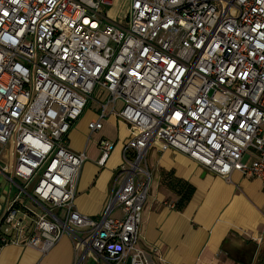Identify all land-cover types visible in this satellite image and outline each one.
Masks as SVG:
<instances>
[{
    "label": "built area",
    "instance_id": "obj_1",
    "mask_svg": "<svg viewBox=\"0 0 264 264\" xmlns=\"http://www.w3.org/2000/svg\"><path fill=\"white\" fill-rule=\"evenodd\" d=\"M130 1L118 22L104 13L114 0H0L1 171L30 181L42 169L23 187L42 211L13 201L2 243L46 254L69 235L82 259L158 264L141 240L153 145L264 188V0ZM96 87L108 96L90 133L110 115L130 129L98 218L77 209L88 157L69 142ZM115 146L100 140V164Z\"/></svg>",
    "mask_w": 264,
    "mask_h": 264
},
{
    "label": "crops",
    "instance_id": "obj_2",
    "mask_svg": "<svg viewBox=\"0 0 264 264\" xmlns=\"http://www.w3.org/2000/svg\"><path fill=\"white\" fill-rule=\"evenodd\" d=\"M107 96L105 92L100 101L93 98L95 106L85 108L69 134L71 148L85 151L88 157L78 182L76 206L94 218L105 209L123 163V144L130 137L128 125L116 115L106 117L103 128L90 133L88 123L98 117ZM103 138L116 146L100 164ZM3 161L0 158V234L2 219L13 201L42 211L23 192L25 185L19 178L1 171ZM145 161L157 172L143 212L141 240L161 259L158 264H264V188L259 180L239 171L232 173L230 181L225 180L188 155L174 149L162 151L156 145L148 149ZM189 186L194 192L179 210L181 193ZM115 213L120 215L118 210ZM235 243L241 246H233ZM76 244L66 235L43 254L23 243L0 241V264H98L91 254L82 259L84 250Z\"/></svg>",
    "mask_w": 264,
    "mask_h": 264
},
{
    "label": "rangeland",
    "instance_id": "obj_3",
    "mask_svg": "<svg viewBox=\"0 0 264 264\" xmlns=\"http://www.w3.org/2000/svg\"><path fill=\"white\" fill-rule=\"evenodd\" d=\"M130 3H131L130 0H114L112 5H107L105 7L104 13H106L107 19H109L111 21H118V22L122 21L124 19V16L127 13H129V11H130ZM105 92L106 91L104 89H100V88L96 87V90H95L94 95H93L94 99H97L100 101L102 98H104L102 96H103V93H105ZM95 104H96L95 100L90 99L87 106H86V109H89L91 106H95ZM121 105H122V102L118 101V107H117L118 110H120ZM5 162L9 164L10 155L8 156V159L6 161L2 162V165ZM146 165L147 164L145 161L143 164V169H148L151 173V181H150L148 197H147V201H149L150 200V191L155 186L154 176H155V173L157 171L154 169L148 168ZM41 172H42V169L39 171L38 174H40ZM38 174L34 178H32L30 181H25V180L20 179V178H19V180L21 181L22 185L23 186L25 185V187L30 191V190H32V186H33L34 182L36 181V177H38ZM146 179H147V177H146ZM29 204L32 205L31 201L29 202ZM233 246L240 247L241 244L235 243V245H233Z\"/></svg>",
    "mask_w": 264,
    "mask_h": 264
},
{
    "label": "trees",
    "instance_id": "obj_4",
    "mask_svg": "<svg viewBox=\"0 0 264 264\" xmlns=\"http://www.w3.org/2000/svg\"><path fill=\"white\" fill-rule=\"evenodd\" d=\"M193 192H194V188L192 186H189L188 189H186L185 192H183V194L181 193L183 198L177 204V207H178L179 210H181L186 205V203L190 200Z\"/></svg>",
    "mask_w": 264,
    "mask_h": 264
},
{
    "label": "water",
    "instance_id": "obj_5",
    "mask_svg": "<svg viewBox=\"0 0 264 264\" xmlns=\"http://www.w3.org/2000/svg\"><path fill=\"white\" fill-rule=\"evenodd\" d=\"M127 264H130L129 262Z\"/></svg>",
    "mask_w": 264,
    "mask_h": 264
}]
</instances>
